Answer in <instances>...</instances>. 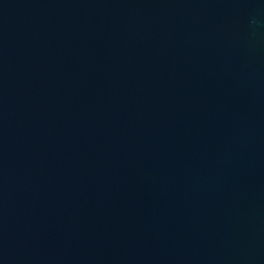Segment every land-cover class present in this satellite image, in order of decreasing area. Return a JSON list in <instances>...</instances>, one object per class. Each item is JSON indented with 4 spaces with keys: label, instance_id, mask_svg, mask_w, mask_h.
Segmentation results:
<instances>
[{
    "label": "water",
    "instance_id": "95a60500",
    "mask_svg": "<svg viewBox=\"0 0 264 264\" xmlns=\"http://www.w3.org/2000/svg\"><path fill=\"white\" fill-rule=\"evenodd\" d=\"M0 264H264V0H0Z\"/></svg>",
    "mask_w": 264,
    "mask_h": 264
}]
</instances>
